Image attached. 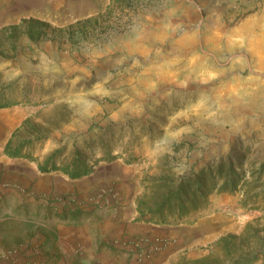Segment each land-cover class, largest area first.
<instances>
[{
	"label": "rangeland",
	"instance_id": "rangeland-1",
	"mask_svg": "<svg viewBox=\"0 0 264 264\" xmlns=\"http://www.w3.org/2000/svg\"><path fill=\"white\" fill-rule=\"evenodd\" d=\"M109 2L0 0V143L8 137L17 153L0 165L10 169L5 187L21 195L0 191V214L21 198L27 216L132 213L128 222L196 239L199 257L184 264H264V0H142L122 19L95 21ZM31 18L50 24L35 40ZM88 18L86 33L58 31ZM74 159L86 174L66 172ZM221 159L249 179L262 173L256 204H245L249 186L219 181L204 210H151L169 185ZM36 166L53 182L35 195H70L73 207L26 201ZM37 231L0 224L11 244Z\"/></svg>",
	"mask_w": 264,
	"mask_h": 264
},
{
	"label": "crops",
	"instance_id": "crops-1",
	"mask_svg": "<svg viewBox=\"0 0 264 264\" xmlns=\"http://www.w3.org/2000/svg\"><path fill=\"white\" fill-rule=\"evenodd\" d=\"M0 143V164L7 161L8 154L5 153L8 137ZM7 166L0 165L1 183L0 191L5 192L16 190L5 187L4 182L8 181L10 169ZM34 177L37 178L32 186L31 192H28L26 201L42 204L45 207L55 203L57 206L66 203L73 207L74 203L69 201V196L41 197L35 195V192H47L52 189L44 181L53 182L52 176L46 175L39 170V167H31ZM14 175V174H12ZM56 174L54 177L59 182L70 180L69 175ZM14 180L16 184H22L24 180ZM58 181L56 183L58 184ZM62 194V191L61 193ZM14 194H8V196ZM10 201L7 195H4ZM16 196H21L16 192ZM60 199L61 201L57 200ZM22 199L18 202L3 206V210L8 207V213L0 214V224L12 219L22 224H32L38 227L34 236L28 240L22 239L11 244L8 238L0 236V264H184L189 258H198L197 240L185 238L181 235L183 229H173L158 226L155 222L140 221L136 223L128 222L131 218L126 213L123 217H117L115 220L110 218H81L68 214L67 217L57 216H27L20 214ZM51 200V201H49ZM9 204V203H8ZM67 208H71V207ZM50 208V207H48ZM54 209V207H51ZM136 212V211H135ZM81 218V219H80ZM103 222V223H101ZM41 230V231H40ZM180 233V234H179ZM121 234V235H120ZM171 235L175 240L164 249L150 252L147 247L135 246L134 241L140 237H153L154 235ZM193 239V240H192ZM129 243V245L127 244ZM140 251V253H139Z\"/></svg>",
	"mask_w": 264,
	"mask_h": 264
},
{
	"label": "trees",
	"instance_id": "trees-1",
	"mask_svg": "<svg viewBox=\"0 0 264 264\" xmlns=\"http://www.w3.org/2000/svg\"><path fill=\"white\" fill-rule=\"evenodd\" d=\"M141 1L142 0H110L107 10L101 13V15L97 17L95 21H99L100 18H103L104 16L112 17L114 15H117V17L119 15L118 19H122L123 17L127 16L125 13L127 10L128 12H136V7L141 3ZM25 21L28 22L26 33L31 40L37 39L35 36L36 32L39 38V36L43 34L44 29L46 27H50L49 23L33 18ZM92 21H94L93 18L78 20L75 23L70 24L66 29L59 28L58 31H68V33L70 32L73 34L76 30H81L83 33H86L88 32V28H92L90 25ZM55 30L57 29L55 28ZM15 152L11 151L9 141L6 145L5 153L15 156L17 155ZM78 162V160L74 159L71 169L66 171L72 177H79L88 172L86 169H81V166ZM259 172L261 173V168L259 169ZM261 177L262 173L253 179H249L244 173L241 174L236 170L235 164L233 162L228 164L226 160L221 159L218 164L203 168L198 175L183 178L178 183L169 185V191L160 201L156 203L155 207L151 208V210L158 215L163 214L166 210H171V212H177L180 217L191 212L204 210L209 206V195L218 186L219 181H222V183L219 185V188L222 190H237L240 184L245 187L249 186L250 188L248 190L250 191L247 194L245 204H249V202L256 204L257 196L263 192L254 191L259 186L258 182ZM252 191L253 193H250ZM68 212L69 211L65 213ZM249 263H253V260L246 257L238 258L233 264Z\"/></svg>",
	"mask_w": 264,
	"mask_h": 264
},
{
	"label": "built area",
	"instance_id": "built-area-1",
	"mask_svg": "<svg viewBox=\"0 0 264 264\" xmlns=\"http://www.w3.org/2000/svg\"><path fill=\"white\" fill-rule=\"evenodd\" d=\"M175 239L169 236L157 234L153 237L143 236L134 241L135 246L139 249L142 245H147L146 247L150 252H156L164 249L166 246L170 245ZM140 253V251H139Z\"/></svg>",
	"mask_w": 264,
	"mask_h": 264
}]
</instances>
